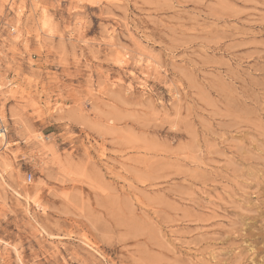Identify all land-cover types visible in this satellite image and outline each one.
<instances>
[{"label":"rangeland","instance_id":"1","mask_svg":"<svg viewBox=\"0 0 264 264\" xmlns=\"http://www.w3.org/2000/svg\"><path fill=\"white\" fill-rule=\"evenodd\" d=\"M2 125L0 264H264V0H0Z\"/></svg>","mask_w":264,"mask_h":264},{"label":"built area","instance_id":"2","mask_svg":"<svg viewBox=\"0 0 264 264\" xmlns=\"http://www.w3.org/2000/svg\"><path fill=\"white\" fill-rule=\"evenodd\" d=\"M0 131H1V132H0V137H1V135H6V136H7V128H6L5 126L2 125V126L0 127ZM28 180L31 181V180H32V177L29 176V177H28Z\"/></svg>","mask_w":264,"mask_h":264},{"label":"bare ground","instance_id":"3","mask_svg":"<svg viewBox=\"0 0 264 264\" xmlns=\"http://www.w3.org/2000/svg\"><path fill=\"white\" fill-rule=\"evenodd\" d=\"M142 62V61H141ZM144 62V61H143ZM1 132V131H0ZM1 139H2V141L4 142H7L8 140H7V136L6 135H1ZM51 151H53V150H51Z\"/></svg>","mask_w":264,"mask_h":264}]
</instances>
